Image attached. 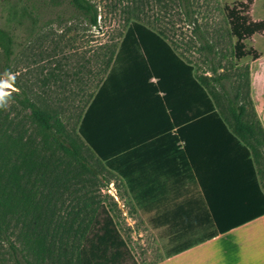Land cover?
<instances>
[{
	"label": "rangeland",
	"instance_id": "rangeland-1",
	"mask_svg": "<svg viewBox=\"0 0 264 264\" xmlns=\"http://www.w3.org/2000/svg\"><path fill=\"white\" fill-rule=\"evenodd\" d=\"M89 1L99 9L97 27H92L69 0H0V27L9 29L15 41L9 74L1 81L2 95L25 93L47 113L59 115L66 129L77 134L83 119L91 125V103L120 52L119 45L126 31L132 23H139L161 34L174 54L193 70L186 78L191 80L193 76L200 84L202 77L225 76L223 86L226 91L211 82L210 89H215L220 96L224 92L235 96L237 84L239 80L245 83L243 75L248 69L250 87L244 86L240 102H252L263 127L264 29L242 42L244 50L251 55L239 60L232 54L237 39L232 36L228 14L240 10L237 13L247 22L264 25V0H192V20L187 19L178 0ZM24 8L31 15L29 19H21ZM14 10L18 12L16 17L12 14ZM195 28L200 34L194 31ZM206 43L213 49L212 53ZM210 89L201 86L178 97V100H184L197 91L199 101L193 105L189 117L215 112L224 118L228 114L225 98L217 103L211 97ZM132 108L133 111L127 114L126 110ZM135 108L110 106L107 110L141 120L142 112ZM2 114L4 130L15 135L22 133L27 139H41L37 127L29 119V110L22 108L16 98L7 101ZM240 145L243 155L240 154L238 159L244 165V180L250 189L263 196L264 148L256 147L253 141L244 140ZM107 173L111 183L101 194L109 196L104 203L108 210L105 218L112 222L120 252L124 255L118 264L158 262L168 252L165 239L170 228L151 225L130 186L115 174ZM63 198L66 205L62 217L66 218L67 212L74 208L69 205L71 195ZM85 214L89 221L90 214ZM13 224L21 223L14 220ZM10 231L12 233L0 235V264H16L24 256L20 251L23 247L17 240L18 229ZM101 232L96 227L88 237L91 239ZM12 244L19 248L16 252ZM114 252L109 253V258Z\"/></svg>",
	"mask_w": 264,
	"mask_h": 264
},
{
	"label": "crops",
	"instance_id": "crops-1",
	"mask_svg": "<svg viewBox=\"0 0 264 264\" xmlns=\"http://www.w3.org/2000/svg\"><path fill=\"white\" fill-rule=\"evenodd\" d=\"M144 48L128 47L108 69L91 103V135L116 142L121 181L151 225L170 228L168 252L154 264H264V190L244 180V140L222 133L234 124H176L166 103L170 93L176 100V61L161 45ZM125 105L141 120L107 110Z\"/></svg>",
	"mask_w": 264,
	"mask_h": 264
},
{
	"label": "trees",
	"instance_id": "trees-1",
	"mask_svg": "<svg viewBox=\"0 0 264 264\" xmlns=\"http://www.w3.org/2000/svg\"><path fill=\"white\" fill-rule=\"evenodd\" d=\"M69 1L88 19L92 27L98 26L99 9L92 2ZM178 3L187 19L192 20V0H178ZM237 11L239 13L240 10ZM237 11H230L228 17L231 19L232 36L237 39L232 54L241 60L251 55L244 50L242 42L263 30L264 25L247 22ZM12 14L18 16L16 10ZM30 17L24 8L21 19ZM194 31L200 34L198 28ZM151 44L164 47L157 50L169 51L176 61V100L173 105L170 93L166 101L170 118L174 119L176 124L233 123L232 130L223 129L222 133L228 134V138L232 140L238 137L253 141L256 147L264 148V129L252 102H240L244 86L250 87L248 69L243 75L246 81L244 83L239 80L235 96L228 92L220 96L215 89H210L211 82H215L226 91L223 86L225 76L202 77L198 79L200 84L192 76V79L186 82L184 78L193 70L174 54V50L161 34L154 33L139 23L129 26L116 59L121 52L129 50L128 47L134 48L136 52L147 51L144 47ZM206 47L213 52L209 43H206ZM14 48L15 41L11 31L0 27V235L12 233L10 229H18L17 240L23 247L20 251L24 256L22 261L18 260L16 264H118L124 255L120 252V243L116 239L112 222L105 218L108 210L104 203L109 196L101 192L111 183L106 176L107 172L117 177L122 175L120 147L112 141H100L103 143L99 144L92 137L91 125L85 119L81 121L77 134H73L66 129L59 115L47 113L25 93L11 92L2 95L1 81L9 74L15 54ZM214 72L216 73V70ZM151 73L150 75H153L154 71ZM201 86L211 90L209 93L217 103L222 97L225 98L224 106L228 114L224 115V118L215 112L192 118L186 114L199 101L197 91L185 100H178V97L182 96L184 88L199 89ZM10 98H16L22 108L29 110V119L37 127L41 139H27L22 133L15 135L6 128L3 129L2 111ZM6 120L7 117L4 121ZM123 179L127 181L126 178ZM65 195H71L72 203L69 205L74 208L67 212L66 218L62 217V210L66 205L63 198ZM132 196L135 198L133 193ZM85 213L90 214L89 221L86 220ZM14 220L21 224H13ZM96 227L103 233H95L90 239L88 234ZM86 244L90 245L87 247ZM12 248L15 252L19 249L15 244H12ZM111 251L115 252L109 258Z\"/></svg>",
	"mask_w": 264,
	"mask_h": 264
},
{
	"label": "snow or ice",
	"instance_id": "snow-or-ice-1",
	"mask_svg": "<svg viewBox=\"0 0 264 264\" xmlns=\"http://www.w3.org/2000/svg\"><path fill=\"white\" fill-rule=\"evenodd\" d=\"M7 87H11L10 85H6Z\"/></svg>",
	"mask_w": 264,
	"mask_h": 264
},
{
	"label": "bare ground",
	"instance_id": "bare-ground-1",
	"mask_svg": "<svg viewBox=\"0 0 264 264\" xmlns=\"http://www.w3.org/2000/svg\"><path fill=\"white\" fill-rule=\"evenodd\" d=\"M7 87V86H6Z\"/></svg>",
	"mask_w": 264,
	"mask_h": 264
}]
</instances>
